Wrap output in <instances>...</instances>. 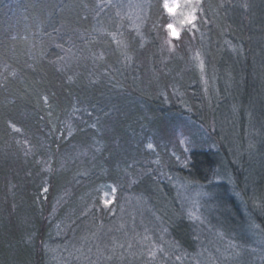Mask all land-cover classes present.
I'll return each instance as SVG.
<instances>
[{"label": "trees", "instance_id": "1", "mask_svg": "<svg viewBox=\"0 0 264 264\" xmlns=\"http://www.w3.org/2000/svg\"><path fill=\"white\" fill-rule=\"evenodd\" d=\"M164 2L0 0V264H264V0H201L174 51ZM169 173L213 184L219 219L163 202L142 239L122 205Z\"/></svg>", "mask_w": 264, "mask_h": 264}, {"label": "rangeland", "instance_id": "2", "mask_svg": "<svg viewBox=\"0 0 264 264\" xmlns=\"http://www.w3.org/2000/svg\"><path fill=\"white\" fill-rule=\"evenodd\" d=\"M129 1L132 4L141 0H129ZM200 2L201 0H165L164 5L165 3H168L170 7L175 8V11L169 12L168 9L165 7L167 12L171 16V22L167 25L168 36L165 41L170 51L175 50V43H176L175 39H178L180 37L181 32L183 31L185 25L191 24L196 20L198 16V9ZM115 13L117 15L119 13L122 16L128 15L130 17L131 23L136 24V26L141 25L142 16H141V10L139 8L136 9L134 7V9L130 10V12H122L123 14L120 12L118 13L115 12ZM116 14H114V17L117 16ZM199 68L201 71L204 70L203 61L201 58H200ZM202 80L205 87L204 90L206 91L208 89L209 91V89H211L210 86L211 81L209 80L208 75L205 76L203 75ZM243 134L246 135V133ZM175 137L176 140L173 142V147L171 148L172 149L171 152L175 155L176 160H178L179 163L184 165L186 162V158L189 159L191 150L195 148L196 142L194 141L191 133L185 130L184 127H181L179 130H177ZM148 146L154 147L153 144H149ZM246 147H247L246 145L243 147L244 151ZM244 151L243 154L245 153ZM228 182L231 184V186L236 185V182H234L233 178ZM212 185L213 184L210 185L209 183L203 184L188 179H184L182 177H178L176 174H171V173L167 174V180L165 181V184L158 185L156 183H152V182L148 183L146 181H143L141 182V193H138L141 195H137V197L135 195L132 196L129 195L126 197L125 204L122 205L123 214L124 215L127 213L135 214L139 212L138 219L134 221L137 224V226L141 228L142 239L146 238V235L143 232L149 231L152 227L153 221L151 220V217L152 216L157 217L158 215L157 207H159V205L161 204L163 205V202L165 207L167 208L171 203L172 207L178 209L180 218L186 216V218H192L194 219V221H198L199 223L205 224L203 222L206 220L207 216L212 215V218L214 220L217 219L218 221L219 215L214 214V212H217V208L213 206V203L211 201L212 200L211 198H213L211 197L212 196L211 194H216L217 192H215V189ZM116 194H117L116 184H110L106 186L103 193L104 204L113 205L116 201ZM160 194L163 195L161 196ZM168 201H170V203ZM171 211H174V209L172 208ZM113 212H115V209L113 210ZM201 214L206 216L204 217V220ZM129 225L130 224L127 223L124 224L123 226H129ZM208 228L212 230L211 227ZM256 228L257 226H255V224L252 225L250 223L248 227L245 228V232L247 235L252 237L253 241L255 240L254 243L258 242V244L260 243L264 245V241L258 235ZM115 230L127 232V230L124 229H113L112 232H114ZM164 230H166V228H164ZM208 233L209 231L207 230H205L204 233H202L203 235L205 234L204 239L206 238L211 239L210 237L213 236L212 234H208ZM217 234L218 237H216L215 240H220V239L221 240L220 243L216 242V246L213 248V251L214 252H216V250L217 252L224 251L225 254L227 253L229 254L230 252L234 253L235 245L233 246V244L231 243L233 242L232 239L230 237H226L225 236L226 233L223 231L222 232L217 231ZM198 236L201 237L200 234ZM234 236L236 237L237 234H235ZM199 239H203V238H199ZM204 243H207L206 245H208L209 242H204ZM204 243L202 244L203 246L205 245ZM230 245H232L233 247ZM233 253L229 254V256L233 255ZM245 253H247L246 249L241 245L236 244V254L234 253L236 258H239L241 255L244 256ZM214 255L215 254H213L212 257H210V261L213 260V257H215ZM258 258L259 256L256 255V260Z\"/></svg>", "mask_w": 264, "mask_h": 264}, {"label": "snow or ice", "instance_id": "3", "mask_svg": "<svg viewBox=\"0 0 264 264\" xmlns=\"http://www.w3.org/2000/svg\"><path fill=\"white\" fill-rule=\"evenodd\" d=\"M165 7L168 9L169 12H172V9H171V7L169 6L168 3H165ZM193 18H194V17H193Z\"/></svg>", "mask_w": 264, "mask_h": 264}, {"label": "clouds", "instance_id": "4", "mask_svg": "<svg viewBox=\"0 0 264 264\" xmlns=\"http://www.w3.org/2000/svg\"><path fill=\"white\" fill-rule=\"evenodd\" d=\"M172 11H175V8L174 7H171Z\"/></svg>", "mask_w": 264, "mask_h": 264}]
</instances>
